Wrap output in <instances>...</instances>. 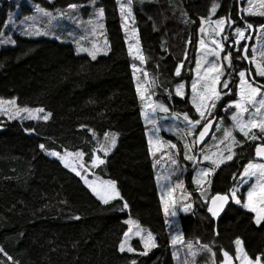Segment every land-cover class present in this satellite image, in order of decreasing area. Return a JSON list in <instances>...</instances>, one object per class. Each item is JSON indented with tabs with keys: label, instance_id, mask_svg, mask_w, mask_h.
<instances>
[{
	"label": "trees",
	"instance_id": "16d2710c",
	"mask_svg": "<svg viewBox=\"0 0 264 264\" xmlns=\"http://www.w3.org/2000/svg\"><path fill=\"white\" fill-rule=\"evenodd\" d=\"M92 1L104 10L103 20L112 43L108 55L92 60L76 56L70 45L20 38L13 48L0 51V98L15 97L21 106L41 107L51 113L48 122L0 125V248L4 250L0 252V264H131L133 260L136 264H174L116 0H52L51 6L66 10L71 4L81 6ZM215 2L219 3L218 16L236 21L228 27L230 35L236 26L243 27L238 0ZM212 3L154 0L135 7L145 71L165 93L172 94L176 84L186 81L188 85L191 80L197 29ZM4 4L0 25L8 2ZM244 21L256 30L264 25V17L246 15ZM255 34L253 31L251 38ZM188 38L191 42L185 62ZM241 61L244 70L248 69ZM181 63L183 71L178 77L176 67ZM256 79L264 84V79ZM237 85L238 77L230 87L233 94L227 95L225 102L236 100ZM166 97L156 96L168 107L181 104L183 111L193 112L187 97L183 102ZM218 110L222 111L220 120L229 125L227 115L232 111L223 113L221 106ZM89 129L99 136L112 132L119 137L116 150L99 170L104 178L116 181L123 198L108 205L100 203L80 179L43 155L40 148L43 144L56 151L83 150L86 162H91ZM239 142L233 159L212 177L209 196L228 193L244 165L252 161L255 145L264 141L240 138ZM187 189L192 209L177 216L185 240L208 245L218 264L224 260L222 249L234 256L233 241L237 237L251 258L264 254V221L257 225L251 213L230 202L216 223L196 190L189 184ZM125 202L127 209L123 208ZM127 217L155 237L157 247L147 255L119 251ZM133 246L142 250L137 241Z\"/></svg>",
	"mask_w": 264,
	"mask_h": 264
},
{
	"label": "snow or ice",
	"instance_id": "6c2138e0",
	"mask_svg": "<svg viewBox=\"0 0 264 264\" xmlns=\"http://www.w3.org/2000/svg\"><path fill=\"white\" fill-rule=\"evenodd\" d=\"M117 3L120 4V14L122 19H127V17L132 16V3L133 0H126V3H121V0H117ZM249 7L247 9H241L242 12L249 15H259L264 16V0H248ZM259 4L261 10L256 11L254 5ZM69 9H75L77 5L71 4L68 6ZM218 8L217 3L213 0L212 6L209 10V16L207 18H200V28L201 33L200 47L203 50L201 55L197 56L196 59V78L193 80L191 85L192 97L191 103L192 107L195 109V112L198 115V119L190 116L189 113H171L173 120L181 119L185 122L184 129H178L177 134L183 132L186 137H192L191 143L186 140L183 143L184 156L183 159L186 161L192 162L194 165L203 163L204 161L209 162L212 167L201 168L197 171L196 176L193 177V183L198 186L200 191V196L204 199V203L207 206V211L211 214L213 218H216L223 211L226 204L229 201L234 202L237 205H240L242 208L247 211L254 213V221L257 225H260L264 221V162H254L249 161L244 165V170L240 174L242 177V184H247L251 180H255L251 184V187L248 189L246 198H242L239 195L240 188L234 187L229 190L228 193H216L215 195L208 196V189L204 185H210L211 181L207 179L208 176L212 175L215 169L219 168L226 161L233 159L235 152L233 148L238 146L240 142L233 135L234 131H239L246 139L252 141H264V84H260L255 79L256 77L264 78V44L259 48L254 45H249L248 43H242L243 41L250 39L251 37L246 36V31L254 29V26L251 23L245 21L244 26H236L232 35L235 37L234 43L229 45L227 42L230 39L228 34H225L226 26L231 28L236 24V21L231 19V17H222L219 19L213 20L212 17L216 13ZM39 13H42L44 16H49L50 14L44 12L43 9H37ZM98 16L100 18L104 15V10H98ZM103 27V25H99ZM259 31L264 33V25L260 26ZM135 32V30H134ZM24 33L27 35H44L46 33L41 32L38 28L33 29L31 27L24 29ZM217 37L219 39H217ZM5 41H0L4 43ZM13 44L14 41H11ZM191 41H189L190 43ZM226 48L231 49L235 48L237 52V59L248 60L249 63L253 64L255 67V72L239 70L236 74L239 77V84L237 85V91L234 93L237 96L235 101H231L229 105L226 106L225 111L234 108L235 111L232 113L231 120L233 122L231 128L223 129V139L215 145L216 148H219L220 144H224L226 141L227 146L225 149L220 151H210L207 148L200 147L206 141V137L210 135L212 127L217 129L221 128L219 123L214 124L216 117L212 113V109H215L217 102L221 100L222 96L233 94L232 90L229 88L230 80L224 78L230 76L231 73L226 72L225 62L227 68H233V53L231 50L226 52ZM243 49V52L240 49ZM251 48V56H249V49ZM78 51H87L88 55L92 59H96V54L99 51L97 48L92 50L88 49H79ZM223 54L222 53H225ZM129 55H132V46H129ZM209 57L214 59L209 60ZM134 59L140 60L141 63L145 62V58L139 54L137 50V55ZM183 63L176 67V76L181 75V69ZM135 69V65H133ZM145 79H147L148 74L144 73ZM155 82L153 81V84ZM184 84H178L175 89V94L181 98H184L185 93L182 91ZM147 89L142 91L141 85L137 84V94L140 96L142 101L150 100L151 97L145 95L144 93ZM147 107L151 110L150 113L141 111V116L145 118L146 123L153 125V132L149 134L148 139V151L149 154L155 156L157 152L161 151L164 148L175 149L177 155H179V149L176 144L166 142L161 139L157 133L160 131V126L158 120L155 119V114L157 111L161 113H169V109L161 103H149ZM43 114V115H39ZM247 114V116L245 115ZM0 115H6L9 120L12 119H43L47 121L51 113H45L43 108H28L20 107L16 98L6 100L0 98ZM161 119H168L167 115L161 117ZM257 129L259 135L253 131ZM171 130V129H169ZM25 131H32L30 129H25ZM89 131H92L89 129ZM93 137L95 138V133L93 132ZM215 140L216 137L213 136ZM105 144H101L99 151L104 153L106 157L115 147L116 144V135L112 134L109 139V134L105 133ZM200 147V151L197 153L196 149ZM40 148L45 150L48 155L58 158L65 168L74 172L85 185L90 189L92 194L99 200L102 204L108 205L114 200L123 199L120 191L117 188L115 180H89L87 173L89 168L83 162L85 153L82 151L68 152L65 150V154L61 155L58 151H47L45 145L41 144ZM97 150H94L91 154V167L96 168L99 165L104 164L106 161L96 154ZM227 152V155L224 153ZM256 158L260 161H264V142L257 143L255 148ZM202 157V160L200 159ZM172 165L175 167L171 170L170 175H176L177 172H183L184 169L180 167L179 160L169 156ZM82 169V171L78 170ZM160 177L157 176V181L159 182ZM169 183H171L169 181ZM176 189H181V195L183 199H189L191 193L184 191L183 181L177 180L175 186H168L162 193L160 197L161 207L165 216V223H169V217H175L177 215V206L178 201L174 196ZM123 208L127 209L128 204L125 202ZM192 208L191 204L185 203L182 210L187 212ZM79 219V217H76ZM129 226L128 230L123 233V239L119 243V251L121 253L128 251L134 252L135 249L131 247L130 240L133 236L139 237L144 251L139 253L140 255H147L148 251L157 247L155 237L151 231H147L141 227L138 221L129 218L125 221ZM183 237L180 235L175 236L172 239V244L183 243ZM197 244L200 242L197 240ZM233 243L236 246L235 257L231 256L228 251H224L222 254L224 260L222 264H234L235 261H239V264H264V254L257 255L255 259L251 258L249 254L244 250L243 241L237 237ZM189 255L195 256L193 251V245L191 242L188 243ZM202 248L211 251L208 245H201ZM0 252H4L0 248ZM7 255V253H4ZM215 256V253H213ZM11 260V257H8ZM131 264H136V261L133 260ZM187 264V262H185Z\"/></svg>",
	"mask_w": 264,
	"mask_h": 264
},
{
	"label": "rangeland",
	"instance_id": "374dc122",
	"mask_svg": "<svg viewBox=\"0 0 264 264\" xmlns=\"http://www.w3.org/2000/svg\"><path fill=\"white\" fill-rule=\"evenodd\" d=\"M153 1L154 0H133L132 6H131L132 7V16L127 17V19H122L121 14H120V4H118L117 0H116L119 16H120V20H121V31L123 33L124 42H125V46H126L127 51H128V55H129V46L130 45L132 46V55H129V57H130V61H131V72H132V79H133V84H134L135 90L137 92V84H140L142 91L144 89H147V91L144 94L151 97L150 100L142 101L140 99V96L137 94V96L140 100L139 112H140V117H141L142 123H143L144 128H145V138H146L148 148H149V145H148L149 134H151L153 132V125L146 123L145 118L143 116H141V111L143 110L147 113H150L151 110L147 107V105L149 103H153V104L161 103L164 106H166L160 99L156 98V96L158 94L166 95L167 99L172 96L180 102H183V100L187 97L189 104L191 106V109L193 110L192 113H190V112H187V113H189L190 116H193L197 119L199 118L197 113L195 112V109L192 107V103H191V97H192L191 85H192L193 80L196 78V70L195 69H196L197 56L201 55L202 51H203L200 47L201 33L199 31V28H200V24H199V28L197 29L196 50H195L194 64H193V68H192V78L189 81L188 85H187L186 81L178 83V84H184L185 87L182 89V91L185 93V96H184V98H181L175 94V89H176V86L178 84H176L174 86V88L172 90V94L165 93L164 90L161 88V86L158 84L157 80L152 75H150L149 73H147L145 71V68H144L145 62L141 63L140 60L134 59V57L137 55V50H139V54L142 55L144 58H145V56L142 53V48H141V43H140V38H139V30L135 25V16L133 14V11H134L135 7H139L140 5L142 6V4L150 3ZM4 2H8V5L6 6V10L3 12V16H4L3 23L0 25V41H5V42L0 43V51L2 49L13 48L16 44V38H20V39H24V40H52V41H55V42L60 43V44L70 45L73 48L74 54L76 56H86L89 59H92V58H91V56L88 55L87 51H78V50L79 49L92 50L95 47V48L99 49V51L96 54V58H98L101 56L108 55L112 49V43L109 40V36L107 33L106 26L104 24L103 17L100 18L97 14L98 10L100 9L99 7L96 6L97 1H92L86 5L77 6L75 9L67 8L66 10H56V9H53L51 6L52 0H0V13L2 11V8L5 7ZM121 3H126V0H121ZM217 5H218V8H217L216 13L212 17L213 20L222 18L221 16H218L219 15L218 14L219 3H217ZM211 6H210V8H211ZM248 7H249L248 0H238V18H240V20L243 22V26L245 23L244 16L249 15V14L242 12L241 9L242 8L247 9ZM254 7H255L256 11L261 10L259 8L258 3L256 5H254ZM38 8L43 9L44 12H47L50 15L44 16L42 13H39L37 11ZM209 10L207 11V16L205 18H207L209 16ZM254 16L264 17V16H259V15H254ZM0 19H1V16H0ZM99 25H103V27H99ZM29 27H31L33 29L38 28L41 32H44L46 34H44V35H27L24 33V29L29 28ZM259 29H260V27L257 28L256 34L253 38L247 39V40L243 41L242 43H248L249 45H254L257 48H259L262 44H264V33H261L259 31ZM134 30H135V32H134ZM252 33H253V30L249 29L246 31L245 34H246V36L252 37ZM225 34H228L230 36V39L227 42V44H229V45L233 44L235 37L233 35H230V32H229L227 26L225 28ZM190 38L187 39V43H188L187 50L183 53V61H185V62L187 61V58H188L187 54H188ZM217 39H219V38L217 37ZM249 40H252L251 43L249 42ZM11 41H14L15 43L13 44ZM228 50H231L233 53V61L234 60L237 61L235 63H233V61H232V63L237 66V67L233 66L235 71H233V69L227 68V64L225 62L226 72L231 73V75L226 76L224 78H227L231 81L229 84V88H230L232 85V82L235 79H237V77H238V75L236 73L239 70H244V67H242V64L240 63V62H242L241 61L242 59L236 58L237 52H236L235 48H231V49L226 48V52ZM240 51L243 52V49L241 48ZM226 52L222 53V55L226 54ZM249 56H251V48L249 49ZM208 59L211 60L214 58L209 57ZM92 60H94V59H92ZM145 60H146V58H145ZM244 61H245L246 65L248 66V69H245V70L246 71H252L254 73L255 72L254 65L249 63L248 60H244ZM133 65H135V69L133 68ZM183 66H184V64H183ZM182 71H183V67L181 69V73H182ZM145 72L148 74L147 79H145V76H144ZM256 78H260V77H256ZM260 79H264V78H260ZM153 81L155 82L154 84H153ZM238 84H239V77H238ZM226 96L227 95L222 96L221 100H219L217 102L216 108L211 110L212 113L219 106H221V109L223 107V113H227L228 111H232V113H233L235 111L234 108H231V109L225 111L226 106L229 105V103L231 102V101H228V102L224 101ZM13 98H15V97H13ZM3 99L10 100L12 98H3ZM236 99H237V96H236ZM16 102H17V99H16ZM19 106L20 107L33 108V109L41 108V107H29V106H21V105H19ZM170 106L169 107L166 106L169 109V113L165 114V113H161V112L157 111V113L155 114V119L158 120V123L160 126V131L157 133V135H159L161 137V139L166 141V142L176 144L177 148L179 149V155H177V151L175 149H169V148L162 149L161 151L157 152L155 156L151 155L152 156V170L154 173V179H155V183H156V189H157L159 200L161 197V193L168 186H175L177 180L183 181V185H184L183 190L184 191H186L187 193H190V190L187 189V184H189V186L192 189L196 190V193L199 195V198L202 199L200 196V191L202 189H198V186L193 183V177L196 176L197 171L199 169L212 167V165L207 161H204L203 163H200L198 165H194L192 162L186 161L183 159V156H184L183 143L185 140L187 142L191 143L192 137H186L183 132H180L179 134H177L178 129H184L185 122L182 120V118L173 120L171 117V113H173V112L184 113L186 111H183L184 106L181 104L173 105V103H171ZM45 113H50V112L45 110ZM221 113H222V111H221ZM232 113L230 115H227V117L230 121V125H225V123H223V121L220 119L217 120V123H219L221 125V128L217 129L215 127L213 135L211 136V139L204 146H202L203 148H207L210 151H220V150H223L226 148L227 143H228L227 141L224 144H220L219 148H216L215 145L218 144L219 141L223 139V135H224L223 129L232 127V124H233V122L231 120ZM39 115H43V114H39ZM164 115H167L168 119H161V117ZM245 115L247 116V114H245ZM50 118H51V116H50ZM50 118L47 121H45L43 119H24V120H21L19 118L9 120L6 115H0V125H5V124L11 123V122H20V123L29 122V121H31V122H48L50 120ZM169 129H171V130H169ZM253 131L259 135V132L257 129H253ZM107 133L109 134V139L111 138L112 134H115L112 132H107ZM88 134L91 136V140L88 143L89 145L87 146L88 147L87 149H91V152H93L94 150H97L96 154L98 156H100V158L104 159L106 162L102 165H99L96 168H92L91 162H86V154H85V156L83 158V162L89 168V172L87 173V177L89 180H95V179L111 180L109 178H104L100 174L99 170H101L102 168H104L106 166L108 158L116 150V147H117L118 141H119V137L117 134H115L116 135L115 147L112 148L111 152L105 157L104 153L102 151L98 150L101 144L106 143L105 133L102 134L101 136H99L95 133V138L93 137V131H88ZM233 135L236 137V139L238 141H240V138L246 139L239 131H234ZM213 136L216 137L215 140L213 139ZM246 140L248 142L249 141L260 142V141H252L249 139H246ZM235 148H237V146H235L233 148V151ZM65 150H67L68 152H76V151L84 152L83 150L72 151V150H69L67 148H64V149H62V151H58V152L61 155H64ZM41 151H42L43 155H45L47 158L58 161L64 167V165L61 163V161L58 158L53 157L51 155H48L45 150L41 149ZM47 151H53V150L47 149ZM54 151H56V150H54ZM199 151H200V147H198L196 149L197 153ZM224 154L227 155V152H225ZM169 156L179 160L180 167L184 169L183 172H177L176 175H170L171 170L175 166L172 165L171 160L169 159ZM200 159L202 160V157H200ZM228 162L229 161H226L220 167H222L224 164H226ZM77 167H78V163H77ZM219 168L215 169L214 173L212 175L208 176L207 179L212 182L211 179ZM65 169L68 172H70L71 174L75 175L78 179H80V177H78L74 172L70 171L67 168H65ZM78 170L83 172V170L79 169V167H78ZM157 176L160 177L159 182L157 181ZM80 181L82 182L84 187L90 191V189L85 185L83 180L80 179ZM169 181L171 183H169ZM241 181H242V177H241V175H239L236 178V180L234 181L232 188L239 187L240 188L239 195L242 198H246L247 191L251 187V184L255 182V180L253 179L247 184H242ZM210 185H204V187H206L208 189V191H207L208 196L210 195ZM90 193L92 194L91 191H90ZM174 196L178 201L177 215L175 217H169L168 218L169 223H167V224L165 223L166 218H165L163 210H162V213L164 216V223H165V227H166V232L168 233V236H169L170 255H171V258H172L174 264H185V262H187V264H218L215 260V257L213 256L212 251H208L207 249L202 248L201 244H197L196 241L185 240L183 235H182L181 225H180L179 220H177V216L178 215H184V214H187L190 212V210L192 208L189 209L187 212H184L182 210V208H183L185 203L192 205V202H191L192 196L189 199H186V200L183 199L182 195H181V189H176ZM202 200L204 201V199H202ZM160 203H161V201H160ZM231 203L233 205H235L236 207H238V208H240L246 212H249L246 209L242 208L240 205H237L234 202H231ZM161 209H162V207H161ZM249 213H251V212H249ZM251 214L255 217L254 213H251ZM129 218L130 217H127L124 220V223ZM125 225L127 226V230H128L129 226L126 223H125ZM141 227L143 229H145L146 232L150 231L148 228L143 227L142 225H141ZM177 235L182 236L184 242L183 243H177V244L173 245L172 239ZM135 241H137L140 244L142 250L141 251L135 250L134 252L125 251L126 253H141L144 251L143 245H142L139 237H137V236H133L132 239L130 240L129 243H130L131 247L134 248L133 242H135ZM189 242H191L193 245V251L196 253L195 256L189 255V249L187 246ZM154 249L155 248L151 249L150 251H148V253ZM235 254H236V246L234 244V256L233 257H235ZM235 263L239 264V261H235Z\"/></svg>",
	"mask_w": 264,
	"mask_h": 264
},
{
	"label": "water",
	"instance_id": "95a60500",
	"mask_svg": "<svg viewBox=\"0 0 264 264\" xmlns=\"http://www.w3.org/2000/svg\"><path fill=\"white\" fill-rule=\"evenodd\" d=\"M217 120H218V119L216 118V120L214 121V124L217 123ZM214 128H215V127H212L211 132H210V135L206 137V141H205V143H203L202 145H205V144L211 139V136H212V134H213ZM255 148H256V145H255V147H254V149H253V157H252V161H255V162H264V161H260V160H258V159L256 158V155H255ZM229 204H230V201H229L228 204L225 205L223 211H222V212L220 213V215H219L218 217H216V218H213V217L211 216V214H210L208 211H207V213H208V215H209L213 220H215V222L217 223L218 220L222 217V215H223L224 211L226 210V208L229 206ZM234 264H236V263L234 262Z\"/></svg>",
	"mask_w": 264,
	"mask_h": 264
},
{
	"label": "flooded vegetation",
	"instance_id": "af4514ba",
	"mask_svg": "<svg viewBox=\"0 0 264 264\" xmlns=\"http://www.w3.org/2000/svg\"><path fill=\"white\" fill-rule=\"evenodd\" d=\"M221 112H219L218 108L213 112V115L219 120Z\"/></svg>",
	"mask_w": 264,
	"mask_h": 264
},
{
	"label": "crops",
	"instance_id": "0c3cea01",
	"mask_svg": "<svg viewBox=\"0 0 264 264\" xmlns=\"http://www.w3.org/2000/svg\"><path fill=\"white\" fill-rule=\"evenodd\" d=\"M220 119V118H219ZM229 125H230V123H229ZM215 129V128H214ZM214 132V131H213ZM213 135V134H212Z\"/></svg>",
	"mask_w": 264,
	"mask_h": 264
}]
</instances>
